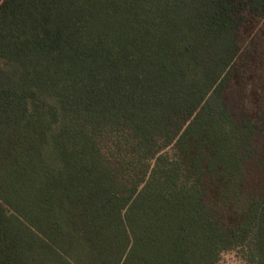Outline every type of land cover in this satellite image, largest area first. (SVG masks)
Instances as JSON below:
<instances>
[{"label": "trees", "instance_id": "trees-1", "mask_svg": "<svg viewBox=\"0 0 264 264\" xmlns=\"http://www.w3.org/2000/svg\"><path fill=\"white\" fill-rule=\"evenodd\" d=\"M263 54L264 0H0V264H264Z\"/></svg>", "mask_w": 264, "mask_h": 264}, {"label": "rangeland", "instance_id": "rangeland-1", "mask_svg": "<svg viewBox=\"0 0 264 264\" xmlns=\"http://www.w3.org/2000/svg\"><path fill=\"white\" fill-rule=\"evenodd\" d=\"M258 72L259 75L261 74L262 77L264 76V63L262 64V69L258 70ZM255 75L257 76L258 73H255ZM259 75L257 76V78L260 77ZM240 76L242 79V81L240 80L241 84L235 87L236 92L238 94H236L233 97L234 99H236L234 101H236L238 104H241L243 106L245 102V106H246L248 94H250V91L253 89V87L258 86L259 81L258 83H256L257 82L256 79L254 80L253 77H248V75L244 74L243 71H241ZM263 97H264V93H262V98L260 99L261 100L264 99ZM217 264H248V263L242 258L241 254L238 251L234 250V251L224 252L221 255V258Z\"/></svg>", "mask_w": 264, "mask_h": 264}]
</instances>
